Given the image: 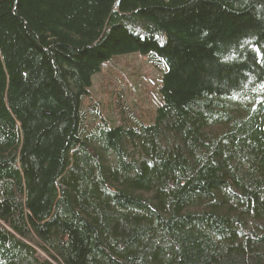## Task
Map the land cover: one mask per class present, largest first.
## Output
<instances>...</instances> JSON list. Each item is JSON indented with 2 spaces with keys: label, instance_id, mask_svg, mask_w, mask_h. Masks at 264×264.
<instances>
[{
  "label": "trees",
  "instance_id": "trees-1",
  "mask_svg": "<svg viewBox=\"0 0 264 264\" xmlns=\"http://www.w3.org/2000/svg\"><path fill=\"white\" fill-rule=\"evenodd\" d=\"M0 264H264V0H0Z\"/></svg>",
  "mask_w": 264,
  "mask_h": 264
},
{
  "label": "rangeland",
  "instance_id": "rangeland-1",
  "mask_svg": "<svg viewBox=\"0 0 264 264\" xmlns=\"http://www.w3.org/2000/svg\"><path fill=\"white\" fill-rule=\"evenodd\" d=\"M160 84V72L152 68L144 56L131 53L116 56L104 65L92 80L91 92L110 117L117 99L134 109L146 123L159 103Z\"/></svg>",
  "mask_w": 264,
  "mask_h": 264
},
{
  "label": "water",
  "instance_id": "water-1",
  "mask_svg": "<svg viewBox=\"0 0 264 264\" xmlns=\"http://www.w3.org/2000/svg\"><path fill=\"white\" fill-rule=\"evenodd\" d=\"M118 7V1H116L114 8Z\"/></svg>",
  "mask_w": 264,
  "mask_h": 264
},
{
  "label": "snow or ice",
  "instance_id": "snow-or-ice-1",
  "mask_svg": "<svg viewBox=\"0 0 264 264\" xmlns=\"http://www.w3.org/2000/svg\"><path fill=\"white\" fill-rule=\"evenodd\" d=\"M258 55H261V54L258 52Z\"/></svg>",
  "mask_w": 264,
  "mask_h": 264
}]
</instances>
